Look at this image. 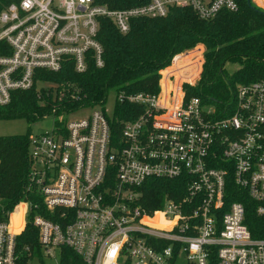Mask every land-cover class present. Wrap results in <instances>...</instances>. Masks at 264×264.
<instances>
[{
	"label": "built area",
	"instance_id": "built-area-1",
	"mask_svg": "<svg viewBox=\"0 0 264 264\" xmlns=\"http://www.w3.org/2000/svg\"><path fill=\"white\" fill-rule=\"evenodd\" d=\"M254 2L264 10V0ZM169 7H189L207 19L237 4L9 3L0 11V105L12 91L31 88L36 69L58 71L67 59L78 72L88 59L101 66V19L125 33L131 19L163 16ZM203 52L194 44L172 54L154 92L117 89L109 114L98 105L58 121L51 132L30 134V174L44 206L32 218L41 252L51 255L56 248L61 257L67 247L83 264H264V77L237 85L231 111L215 118L197 97L186 99L183 88L197 81ZM115 105L132 106L119 110L124 118L117 136ZM227 179L254 203L257 237L243 223V203L224 204ZM152 180H174L183 195L172 187L176 198L165 195L159 208L147 211L139 189ZM31 208L22 201L5 212L0 201V264H20L17 236Z\"/></svg>",
	"mask_w": 264,
	"mask_h": 264
},
{
	"label": "trees",
	"instance_id": "trees-1",
	"mask_svg": "<svg viewBox=\"0 0 264 264\" xmlns=\"http://www.w3.org/2000/svg\"><path fill=\"white\" fill-rule=\"evenodd\" d=\"M0 0V11L11 2ZM109 8H124L145 0H94ZM235 11H220L215 16L201 19L189 7H169L166 14L156 17H136L130 20L127 32H118L113 24L100 20L97 39L102 47V65L97 67L88 59L86 70L74 69L67 59L58 71L36 69L33 86L14 90L8 103L0 105V119H25L28 123L41 120L49 114H72L81 108L101 104L109 89L154 92L158 71L172 54L196 43L204 46L203 63L197 81L184 85L185 98L197 97L203 108H211L213 117H223L232 109L237 85L264 77V10L251 0H234ZM89 54V53H88ZM226 64H235L232 71ZM38 81L48 83L37 87ZM79 96V98H77ZM131 105H115L113 120L117 136L119 110ZM117 118V119H118ZM63 118L62 120H65ZM118 121V122H117ZM28 128L24 133L0 135V201L3 210L12 211L25 201L32 208L26 215V225L17 236L20 264H27L34 255H41L37 229L32 225L35 213L44 210L42 199L32 180V162L29 156ZM174 180H152L140 187V205L150 211L159 208L166 196L183 195V187ZM176 190L177 196L170 192ZM241 201L244 218L252 237L259 227V218L253 212L254 203L245 190L237 188L227 179L224 204ZM38 204L39 208L34 209ZM20 215H13L14 222ZM213 249L210 258H213ZM60 264H83L71 249L63 247Z\"/></svg>",
	"mask_w": 264,
	"mask_h": 264
},
{
	"label": "rangeland",
	"instance_id": "rangeland-1",
	"mask_svg": "<svg viewBox=\"0 0 264 264\" xmlns=\"http://www.w3.org/2000/svg\"><path fill=\"white\" fill-rule=\"evenodd\" d=\"M251 1L255 5L254 0H251ZM196 44H200L204 49V46L201 43H196ZM235 66H236L235 64H226L225 68L230 72L235 68ZM46 85H48V83L38 81L36 86L44 87ZM115 93H116V90L114 88L109 89L105 100L101 104H99V107L100 106L103 107L107 114H109L113 108ZM92 107H95V106L81 108L78 111L73 112L72 114H68L67 117H65L66 115H55L52 113V114L45 116L41 120H37L31 123H28L25 119H22V118L0 119V135L24 133L28 128L30 129L31 134L33 135H39V134L51 132L54 129V126L59 123L58 121H61L63 118L86 115L91 110ZM18 209H15V212L18 211ZM59 259H60L59 250L55 248L52 250L51 255L45 254L43 251L41 255H37V256L34 255L28 261L27 264H59ZM177 264H180V263H177Z\"/></svg>",
	"mask_w": 264,
	"mask_h": 264
},
{
	"label": "water",
	"instance_id": "water-1",
	"mask_svg": "<svg viewBox=\"0 0 264 264\" xmlns=\"http://www.w3.org/2000/svg\"><path fill=\"white\" fill-rule=\"evenodd\" d=\"M248 1V0H247Z\"/></svg>",
	"mask_w": 264,
	"mask_h": 264
}]
</instances>
